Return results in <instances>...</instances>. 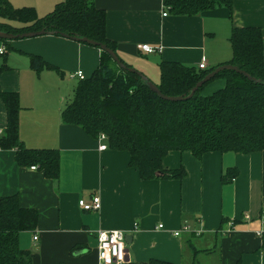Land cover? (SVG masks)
Here are the masks:
<instances>
[{"label":"crops","instance_id":"obj_1","mask_svg":"<svg viewBox=\"0 0 264 264\" xmlns=\"http://www.w3.org/2000/svg\"><path fill=\"white\" fill-rule=\"evenodd\" d=\"M62 1L6 0L14 9L32 8L39 18ZM92 2L105 14V36L115 55L153 85L159 83L161 62L196 70L202 60L206 70L229 62L233 28L260 30L264 67V0H232L231 19L224 8L174 16L162 0ZM139 45L159 52L146 54ZM0 50V65L7 67L0 74V94L18 97V140L29 149L58 153V176L50 179L38 166L19 165L14 149H0V197L17 196L21 208L37 213L34 231L18 236L30 264H99L96 232L109 229L128 238L124 264H264V151L212 152L200 160L171 151L162 168H182L184 178L143 180L129 167L127 152L111 150L106 140L61 121L82 81L76 73L83 80L91 76L100 61L98 48L43 35L0 41ZM30 55L57 71H34ZM222 85L214 82L206 91ZM5 126L0 96V136ZM102 144L105 150L98 149ZM93 196L99 198L98 210L79 208V200L89 202ZM184 226L188 231H182Z\"/></svg>","mask_w":264,"mask_h":264},{"label":"trees","instance_id":"obj_2","mask_svg":"<svg viewBox=\"0 0 264 264\" xmlns=\"http://www.w3.org/2000/svg\"><path fill=\"white\" fill-rule=\"evenodd\" d=\"M92 1L63 0L51 13L39 18L32 8L14 9L6 0H0V32L20 35L45 31L57 37L63 34L87 38L115 52L113 43L105 36V14ZM162 5L171 15L183 17L224 8L231 19L232 0H162ZM229 43L232 57L224 65L234 66L264 82L260 30L233 28ZM29 58L34 71L41 68L57 71L37 56ZM6 69L3 62L0 74ZM214 69L196 70L177 62H161L159 83L155 86L163 96H187ZM129 70H120L100 51L97 68L76 85L72 99L61 112V121L92 138L103 135L108 148L127 152L129 167L136 169L141 179L184 178L182 168L169 171L162 168L163 158L171 151L187 152L196 160L212 152L248 155L264 151V84H255L232 71H222L190 99L166 102L145 86L135 70ZM219 81L223 83L221 87L206 92L209 85ZM0 96L6 110L0 149H14L19 165L38 166L48 178L56 179L57 151L26 148L18 140V97L12 93ZM156 172L162 176L156 177ZM234 176L231 172V177ZM36 222V211L21 208L17 196L0 197V264H30L28 253L19 248L18 236L33 232ZM144 264L169 263L151 260Z\"/></svg>","mask_w":264,"mask_h":264},{"label":"water","instance_id":"obj_3","mask_svg":"<svg viewBox=\"0 0 264 264\" xmlns=\"http://www.w3.org/2000/svg\"><path fill=\"white\" fill-rule=\"evenodd\" d=\"M43 35H55V33H48L45 31H39V32H34V33H24V34H20V35H12V34H6L3 32H0V40H5V41H13L16 39H27V38H33V37H38V36H43ZM60 37L63 38H67L70 39L72 41L75 42H79V43H84L87 44L89 46H93L95 48H98L100 51L105 52L109 58L111 59V61L120 69V70H129L127 69L123 63H121V61L118 59V57L115 55V53L107 48L105 45L95 42L93 40H89L87 38H77V37H68L66 35H60ZM129 71H133L132 69H130ZM222 71H232L235 72L237 74H240L241 76H243L244 78H246L248 81H251L255 84H264V82H261L259 80H255L253 78H251L250 76H248L247 74H245L244 72L240 71L239 69H237L234 66L231 65H222L219 66L217 68H215L212 72H210L209 74H207V76H205L201 81H199L190 91L189 94L187 96L182 95V96H178V97H167V96H163L159 90L156 88L155 85H153L152 83H150L144 76L140 75L139 73L138 76L139 78L144 82L145 86L153 93L155 94L159 99L166 101V102H180L183 100H188L190 99L195 92H197V90L202 87L204 84H206L207 82H209L217 73L222 72ZM156 177H160L162 176V174L160 172H156L155 173ZM125 244H128V238L125 237Z\"/></svg>","mask_w":264,"mask_h":264},{"label":"built area","instance_id":"obj_4","mask_svg":"<svg viewBox=\"0 0 264 264\" xmlns=\"http://www.w3.org/2000/svg\"><path fill=\"white\" fill-rule=\"evenodd\" d=\"M162 16L164 17L165 14H162ZM138 49L141 50L142 52L146 53V54H153V53L159 52V48H157V49L152 48V47H149L148 45H139ZM1 54H3L2 50H0V55ZM198 70H206V66H205V63L203 60L198 65ZM76 76L79 80H83V76L80 72L76 73ZM0 134H1V132H0ZM103 140H105V137L103 135H99V141H103ZM105 148H106V146L104 144L99 145V147H98L99 150H105ZM31 169H34V167H32ZM78 206L83 211H96L100 208V201H99V198L97 196H93L89 202L79 200ZM261 220H262L263 225H264V211L261 213ZM158 228H161V226H159ZM188 229H189L188 226H184L182 228V231H188ZM100 231H105V230H100ZM121 233H122V238H123V242H124V247H123L122 251H120L118 253V255L120 257L119 260H117L116 257H112L113 264H124L125 263V258H126L125 235L123 232H121ZM260 233H261V231L259 232V234ZM109 235H110V233H109ZM174 235L177 236L178 232L174 233ZM33 239L35 240L36 237H33ZM96 239H97V236H96ZM110 248H111V245H110ZM100 251H102V249H100L98 247V244H97V256H98ZM109 254L111 255V252H109ZM99 264H103V261L102 260L99 261Z\"/></svg>","mask_w":264,"mask_h":264},{"label":"clouds","instance_id":"obj_5","mask_svg":"<svg viewBox=\"0 0 264 264\" xmlns=\"http://www.w3.org/2000/svg\"><path fill=\"white\" fill-rule=\"evenodd\" d=\"M96 236L98 247L102 249V251H100L98 254V261L102 260L103 264H113L112 257H116L117 260H119L120 257L118 253L122 251L124 247L121 231L119 229L97 231ZM109 252H111V255Z\"/></svg>","mask_w":264,"mask_h":264},{"label":"rangeland","instance_id":"obj_6","mask_svg":"<svg viewBox=\"0 0 264 264\" xmlns=\"http://www.w3.org/2000/svg\"><path fill=\"white\" fill-rule=\"evenodd\" d=\"M16 40H19V39H16ZM14 41V40H13ZM218 84V83H217ZM209 91V89L206 91V92H208Z\"/></svg>","mask_w":264,"mask_h":264}]
</instances>
